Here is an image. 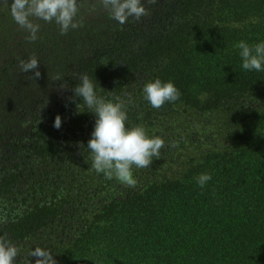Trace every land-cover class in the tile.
<instances>
[{
    "label": "trees",
    "instance_id": "1",
    "mask_svg": "<svg viewBox=\"0 0 264 264\" xmlns=\"http://www.w3.org/2000/svg\"><path fill=\"white\" fill-rule=\"evenodd\" d=\"M159 15L149 31L140 36L118 31L109 45L78 61L69 88L87 74L97 87L107 86L100 95L106 100L115 103L127 95L130 118L145 109L147 114L167 112L178 104L211 110L264 84V71L244 70L234 47L240 41L264 42V0H171ZM156 79L172 82L180 98L160 109L151 107L143 88ZM80 100L71 90L69 104L59 105L40 123L29 150L32 162L58 159L77 124L72 110ZM57 115L59 129L53 127ZM262 132L264 115L255 114L251 147L242 156L226 161L209 155L174 179L106 201L58 248L56 264H264V135L253 138ZM13 157H0V210L8 217L0 237L11 242L47 228L62 209L59 196L33 201V193L44 192L45 186L56 194L61 176L30 169L23 159V167L10 172ZM27 173L39 183L35 189L21 179ZM205 173L212 179L201 188L196 178Z\"/></svg>",
    "mask_w": 264,
    "mask_h": 264
},
{
    "label": "rangeland",
    "instance_id": "2",
    "mask_svg": "<svg viewBox=\"0 0 264 264\" xmlns=\"http://www.w3.org/2000/svg\"><path fill=\"white\" fill-rule=\"evenodd\" d=\"M170 1L157 0L150 4L148 0H142L149 14L139 21L129 18L121 25L110 19L98 0L94 5L95 11L90 10L93 0H78L82 5L77 17L80 27L61 35L55 22L35 20L41 27L37 33L38 39L33 42L28 39L29 34L13 21L8 6L0 0V157L5 154L9 157L13 153V169L10 172L17 173V169L23 167L24 160L30 169L34 166L41 173L47 170L61 176V186L56 194L52 195L55 193L53 187L46 186L44 192L38 189L39 192L33 193V201H46L59 196L57 199H61L62 209L57 220L47 228L23 241H9L21 249L17 261L30 259L28 253L36 247L46 249L55 256L58 248L74 238L93 211L113 197H121L130 189L154 181L174 179L203 157L219 154L227 161L235 155L242 156L243 150L251 147V124L255 114L264 115V84L224 101L211 110L198 111L178 104L167 112L152 111L147 114L149 111L145 109L130 118L132 104L123 94L119 101L125 104L126 128L141 126L148 137L159 136L165 141L159 157H153L149 167L133 166L134 186L123 184L115 177L107 179L91 168V152L87 145L96 116L84 105L77 108L82 100L73 106L72 120L77 124L72 135L59 148L58 159L32 162L33 156L29 155V150L36 142L35 133L40 123L48 120L59 105L69 104L71 89L68 80L77 70L75 65L78 61L109 45L118 31H131V35L137 32L138 36L143 31H149L158 22L159 11ZM11 2L9 0V4ZM250 21L247 19L245 23ZM32 56L39 61L34 71H39L41 76L36 80L31 78L34 71L23 73L19 67L21 60L27 61ZM138 77L140 79V75ZM106 88L100 83L97 95L100 96L101 89L104 91ZM261 135L264 132L253 138ZM21 149L23 155L19 154ZM249 157L246 156L247 159ZM3 170L4 166L0 165V175ZM26 176L21 178L25 186H32V189L39 186L36 180L32 181L31 173ZM4 213L0 210V230L4 225L2 222L8 219Z\"/></svg>",
    "mask_w": 264,
    "mask_h": 264
},
{
    "label": "clouds",
    "instance_id": "3",
    "mask_svg": "<svg viewBox=\"0 0 264 264\" xmlns=\"http://www.w3.org/2000/svg\"><path fill=\"white\" fill-rule=\"evenodd\" d=\"M3 2L8 6L13 21L29 34L28 39L33 42L38 39L37 33L41 27L35 20L55 22L61 35L81 26L77 17L82 5L78 0H12L10 4L9 0ZM95 2L96 0H93L91 11L96 10ZM156 2L157 0H148L150 4ZM98 3L109 14L110 19L121 25L129 18L139 21L149 14L142 0H98ZM234 47L240 50L244 70L264 71V42L249 45L240 41ZM38 66L39 61L35 56L27 61L21 60L19 64L23 73L34 71ZM40 76L39 71H34L31 78L36 80ZM61 88L66 89L67 86ZM96 88L97 83L94 84L87 74H83L79 83L71 89L74 98L82 99L77 108L84 105L96 116L94 130L87 145L91 152V168L98 174L102 173L107 179L115 177L123 184L134 186L136 181L133 177V166L149 167L153 157H159L165 141L159 136L148 137L141 126L126 128L125 104L122 101L114 103L98 96ZM143 91L144 98L154 109H160L166 102L177 101L181 95L172 82L162 83L159 79L146 83ZM61 125L62 119L57 115L53 127L59 129ZM211 179V175L206 173L196 178L201 188ZM20 255L21 249L18 246L0 237V264H17ZM28 257L30 259H25L23 264H33L32 258H35V264H56L51 253L40 247L31 250Z\"/></svg>",
    "mask_w": 264,
    "mask_h": 264
}]
</instances>
